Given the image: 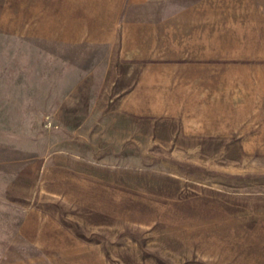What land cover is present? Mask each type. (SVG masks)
I'll list each match as a JSON object with an SVG mask.
<instances>
[{
	"label": "rangeland",
	"instance_id": "obj_1",
	"mask_svg": "<svg viewBox=\"0 0 264 264\" xmlns=\"http://www.w3.org/2000/svg\"><path fill=\"white\" fill-rule=\"evenodd\" d=\"M0 264H264V0H0Z\"/></svg>",
	"mask_w": 264,
	"mask_h": 264
},
{
	"label": "crops",
	"instance_id": "obj_2",
	"mask_svg": "<svg viewBox=\"0 0 264 264\" xmlns=\"http://www.w3.org/2000/svg\"><path fill=\"white\" fill-rule=\"evenodd\" d=\"M164 1H166V0H130V4L131 5H134V6H137V5H144V4H156V3H162V2H164ZM178 16V14L177 15H170V17L171 18H175V17H177Z\"/></svg>",
	"mask_w": 264,
	"mask_h": 264
}]
</instances>
